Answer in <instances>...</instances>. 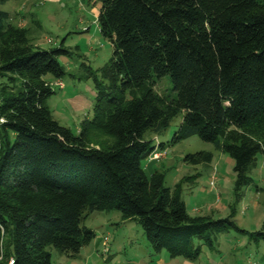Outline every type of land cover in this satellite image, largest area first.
<instances>
[{"label": "trees", "instance_id": "16d2710c", "mask_svg": "<svg viewBox=\"0 0 264 264\" xmlns=\"http://www.w3.org/2000/svg\"><path fill=\"white\" fill-rule=\"evenodd\" d=\"M99 1L115 54L100 70L83 63L79 75L58 60L69 51L42 49L0 11V264H53L50 248L78 257L97 237L85 226L95 212L137 219L154 251L172 259L195 261L201 243L214 248L219 234L241 231L230 219L192 217L184 181L167 188L144 162L155 150L150 136L183 114L174 143L199 136L229 155L237 200L254 183L264 156V0ZM47 76L94 83L93 115L79 135L54 118ZM166 77L173 98L156 90ZM95 131L114 142L97 146ZM213 161L211 152L185 158Z\"/></svg>", "mask_w": 264, "mask_h": 264}, {"label": "rangeland", "instance_id": "374dc122", "mask_svg": "<svg viewBox=\"0 0 264 264\" xmlns=\"http://www.w3.org/2000/svg\"><path fill=\"white\" fill-rule=\"evenodd\" d=\"M101 7L99 0H0V11L10 15L11 24L29 30L34 44L45 50L69 51L70 55L58 60L69 74L77 75L83 63L100 70L114 57L115 47L100 31ZM46 80L56 81L52 76ZM63 82L66 90L54 86L55 95L49 105L54 118L79 135L78 129L92 117L93 108L77 111L70 99L95 91V86L92 81L79 82L70 76ZM156 90L170 98L176 96L168 77L158 82ZM183 117H176L164 134L150 136L155 149L165 151V155L153 161L150 156L144 162L148 176L156 171L164 173L165 187L171 189L184 181L183 200L192 217L230 219L241 231L232 229L219 234L214 248L201 243L202 254L195 261L172 259L167 251H154L137 219L126 220L119 211L95 212L85 222L97 234L92 244L76 258L50 248L53 264H264V240L254 237L264 233V193L258 192V188H264V156L259 157L258 167L251 174L254 183L245 187L242 198L237 200L235 161L229 155L217 151L214 144L199 136L174 143ZM92 141L97 146L110 145L114 138L95 131ZM200 152L213 153V163L195 166L185 162L188 155Z\"/></svg>", "mask_w": 264, "mask_h": 264}, {"label": "crops", "instance_id": "0c3cea01", "mask_svg": "<svg viewBox=\"0 0 264 264\" xmlns=\"http://www.w3.org/2000/svg\"><path fill=\"white\" fill-rule=\"evenodd\" d=\"M51 82H52L53 87L59 86L61 88V90H64V89L66 90V88H67V86L63 82V80H60V81L56 80V81H51ZM53 83H55V84H53ZM60 84H63V86H61ZM96 98H97L96 90L95 91L90 90V92L88 94H76L75 97H71L70 100H71L72 105H73L75 110L86 112V111L91 110V108H94ZM78 130L80 133L81 130L80 129H78Z\"/></svg>", "mask_w": 264, "mask_h": 264}, {"label": "built area", "instance_id": "2783aa9c", "mask_svg": "<svg viewBox=\"0 0 264 264\" xmlns=\"http://www.w3.org/2000/svg\"><path fill=\"white\" fill-rule=\"evenodd\" d=\"M165 155V151L164 153L159 151V148L158 149H155V152L151 154V160H160L163 156ZM4 261V257L0 258V262H3ZM4 264H16V261L14 258H11L9 260H7Z\"/></svg>", "mask_w": 264, "mask_h": 264}]
</instances>
